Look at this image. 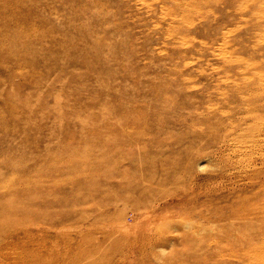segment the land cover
I'll list each match as a JSON object with an SVG mask.
<instances>
[{
  "label": "rangeland",
  "instance_id": "374dc122",
  "mask_svg": "<svg viewBox=\"0 0 264 264\" xmlns=\"http://www.w3.org/2000/svg\"><path fill=\"white\" fill-rule=\"evenodd\" d=\"M0 264H264V0H0Z\"/></svg>",
  "mask_w": 264,
  "mask_h": 264
},
{
  "label": "clouds",
  "instance_id": "9594fccd",
  "mask_svg": "<svg viewBox=\"0 0 264 264\" xmlns=\"http://www.w3.org/2000/svg\"><path fill=\"white\" fill-rule=\"evenodd\" d=\"M200 171H201V172H203V171H204V169H203V168H201V169H200ZM185 226L187 227V225H185ZM161 251L163 252V250H161Z\"/></svg>",
  "mask_w": 264,
  "mask_h": 264
},
{
  "label": "bare ground",
  "instance_id": "6f19581e",
  "mask_svg": "<svg viewBox=\"0 0 264 264\" xmlns=\"http://www.w3.org/2000/svg\"><path fill=\"white\" fill-rule=\"evenodd\" d=\"M236 255V254H235Z\"/></svg>",
  "mask_w": 264,
  "mask_h": 264
}]
</instances>
